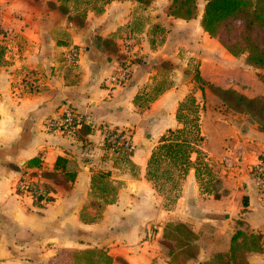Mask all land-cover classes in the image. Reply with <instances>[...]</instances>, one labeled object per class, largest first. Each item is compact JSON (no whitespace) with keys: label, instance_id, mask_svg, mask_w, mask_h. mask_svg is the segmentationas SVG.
<instances>
[{"label":"crops","instance_id":"1","mask_svg":"<svg viewBox=\"0 0 264 264\" xmlns=\"http://www.w3.org/2000/svg\"><path fill=\"white\" fill-rule=\"evenodd\" d=\"M96 1L0 0V264H50L61 251L83 250L104 251L111 264H171L161 240L174 221L199 237L197 255L185 264L226 249L238 228L262 234L247 262L264 264V207L248 175L264 158V128L246 114L209 106L210 89L195 80L198 74L248 96L234 78L219 76L224 67H240L235 56L201 28L202 10L182 20L166 14L170 0H111L101 11ZM127 33L136 44L132 72L112 87L108 78ZM189 95L211 176L196 178L199 155L192 153L176 188L169 182L159 189L145 176L150 140L181 126L175 114ZM64 104L83 119L73 135L45 127ZM109 129L131 139L128 155L105 143ZM224 154L231 166L220 161ZM30 169L55 175L43 178L52 194L43 208L14 193Z\"/></svg>","mask_w":264,"mask_h":264},{"label":"trees","instance_id":"2","mask_svg":"<svg viewBox=\"0 0 264 264\" xmlns=\"http://www.w3.org/2000/svg\"><path fill=\"white\" fill-rule=\"evenodd\" d=\"M98 1V0H97ZM96 1V2H97ZM111 0H99L97 10ZM143 6L154 0H136ZM200 17L201 28L233 56L245 55V63L264 70V44L260 39L264 32V0H203ZM196 0H170L166 14L182 20L196 17ZM195 80L200 87L208 88L221 100L227 109L250 115L260 128H264V96L248 97L232 88H221L201 79ZM181 125L166 129L157 144L151 148L147 160L145 176L155 187H162L163 182L175 186V178H181L190 165V155L198 154L195 176L201 181L211 176V169L198 143L203 137L199 132V108L194 96L189 95L178 104L175 114ZM83 123L77 129H81ZM128 155L130 151H124ZM58 159L57 162H59ZM54 178V174L42 173ZM176 175V176H175ZM175 176V177H174ZM163 180V182H159ZM50 188V187H49ZM239 224L242 222L239 220ZM199 237L190 227L181 221L169 222L163 230L161 248L166 251L171 264H185L195 258L199 251ZM262 234L247 232L238 228L231 235L229 245L199 264H248L247 255L261 249ZM50 264H111V259L101 250L61 251Z\"/></svg>","mask_w":264,"mask_h":264},{"label":"built area","instance_id":"3","mask_svg":"<svg viewBox=\"0 0 264 264\" xmlns=\"http://www.w3.org/2000/svg\"><path fill=\"white\" fill-rule=\"evenodd\" d=\"M136 44L133 36L127 33L121 41V56L118 66L108 78L112 87L127 82L132 72L135 59ZM78 52L75 48L68 51L67 59L70 63L77 60ZM83 123L81 115L77 114L71 106L64 104L61 114L57 119H47L45 127L47 130H58L66 134H75ZM105 143L114 150L130 151L132 149L131 139L120 131L109 129L105 135ZM230 156L224 154L220 161L226 166H231ZM234 160V159H233ZM232 160V161H233ZM236 160V159H235ZM248 175L252 187L255 190L259 204L264 207V158L258 157L248 167ZM43 174L39 169H30L22 172L14 184V193L17 196L28 197L33 206L43 208L52 201L51 189L43 182Z\"/></svg>","mask_w":264,"mask_h":264},{"label":"rangeland","instance_id":"4","mask_svg":"<svg viewBox=\"0 0 264 264\" xmlns=\"http://www.w3.org/2000/svg\"><path fill=\"white\" fill-rule=\"evenodd\" d=\"M94 4H97L99 6V0L97 2H94ZM196 4H197L196 16H197V14L200 13V11L203 8L204 1L203 0H196ZM211 38H214L211 40H215L216 43H219L217 38H215V37H211ZM260 39L262 40V42L264 44V32L261 33ZM194 60H195V62H197L196 60H199V59H196V57H194ZM233 60H235L236 65H239L240 67L236 68V66H235V68L231 69L230 71H228V69L226 67H224V71L221 74H219L221 79L226 83H231L229 81L227 82V80L229 78H234L235 80L233 83L236 84L239 88L243 89V91L245 93H247V95L249 97L264 96V70L260 69V68H254L250 65H247L245 63V55L244 54L236 56L235 59H233ZM195 62H193V66H195V64H196ZM216 86H218V85H216ZM218 87H220V86H218ZM228 88H232V87H228ZM211 93L213 96L211 95L209 102H208V105L213 106L214 108H221L222 111L228 110L225 107V105L221 102V100L212 91H211ZM247 118L251 122L256 123L255 121H253V119L250 115H247ZM159 137L160 136L158 135L152 141L150 140V142H151L150 147L151 148L157 144ZM149 139H150V137L147 140H149ZM159 182H163V180H161ZM162 185L165 188V186H167V183L163 182ZM171 196H172V193H171Z\"/></svg>","mask_w":264,"mask_h":264},{"label":"water","instance_id":"5","mask_svg":"<svg viewBox=\"0 0 264 264\" xmlns=\"http://www.w3.org/2000/svg\"><path fill=\"white\" fill-rule=\"evenodd\" d=\"M150 137V134L148 133V132H146V134H145V137H144V141L147 143V139Z\"/></svg>","mask_w":264,"mask_h":264}]
</instances>
